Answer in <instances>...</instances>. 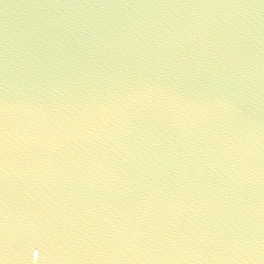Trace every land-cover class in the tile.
<instances>
[{
    "label": "water",
    "instance_id": "95a60500",
    "mask_svg": "<svg viewBox=\"0 0 264 264\" xmlns=\"http://www.w3.org/2000/svg\"><path fill=\"white\" fill-rule=\"evenodd\" d=\"M264 264V40L199 0H0V264Z\"/></svg>",
    "mask_w": 264,
    "mask_h": 264
},
{
    "label": "snow or ice",
    "instance_id": "6c2138e0",
    "mask_svg": "<svg viewBox=\"0 0 264 264\" xmlns=\"http://www.w3.org/2000/svg\"><path fill=\"white\" fill-rule=\"evenodd\" d=\"M34 243L36 246L32 249V260H33V264H36V261L40 257V252H41L40 245L42 244V240L39 235L36 236Z\"/></svg>",
    "mask_w": 264,
    "mask_h": 264
}]
</instances>
